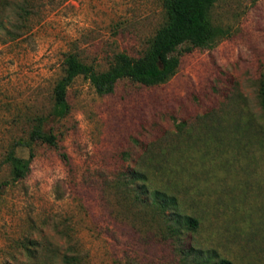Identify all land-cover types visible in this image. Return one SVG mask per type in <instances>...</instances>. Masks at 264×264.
Segmentation results:
<instances>
[{
    "label": "rangeland",
    "instance_id": "obj_1",
    "mask_svg": "<svg viewBox=\"0 0 264 264\" xmlns=\"http://www.w3.org/2000/svg\"><path fill=\"white\" fill-rule=\"evenodd\" d=\"M209 17L226 33L179 46L165 82L124 78L99 95L77 76L53 118L65 56L97 70L140 56L160 0H0V264H61L68 240L81 264H264V0H216ZM37 115L57 145L18 146L13 181L3 153Z\"/></svg>",
    "mask_w": 264,
    "mask_h": 264
},
{
    "label": "trees",
    "instance_id": "obj_2",
    "mask_svg": "<svg viewBox=\"0 0 264 264\" xmlns=\"http://www.w3.org/2000/svg\"><path fill=\"white\" fill-rule=\"evenodd\" d=\"M215 1L160 0L165 21L149 38L143 53L138 57H132L125 52H118L114 55L113 62L107 69L97 70L93 64L82 61L76 54L68 53L63 60V72L52 87V105L48 115L53 118H61L69 113L70 104L66 91L77 76L86 79L99 95L112 93L117 81L124 78L148 86L161 84L168 80L181 62L178 54L179 46L189 44L187 49L209 46L226 33L223 27L216 26L210 20L209 11ZM261 83L262 90L259 96V104L264 110V79ZM48 115L35 116L27 136L15 138L7 145L2 162L11 166V179L13 181L25 175V170L20 167V158L16 152L18 146L27 147L30 149V155H32L33 144L35 143L40 142L50 146L57 145L56 134L52 128H46L45 126ZM249 129L248 127L247 130ZM131 171H134V169H131ZM127 180V178L122 180V184L126 183L127 186ZM137 189L141 191L143 187L140 186ZM136 196L142 197L141 192L136 191ZM161 207H170L172 213H175L177 210L176 197L170 196L165 202H162ZM183 218L181 216V220ZM184 223L190 229H194L198 225L197 219L192 216L185 217ZM180 226L182 224L174 225L170 230L175 232L179 230ZM68 247V251L59 255L60 263L81 264V252L74 242L68 240ZM26 249H28L27 246ZM191 264H232V262L222 257L217 260H196Z\"/></svg>",
    "mask_w": 264,
    "mask_h": 264
}]
</instances>
